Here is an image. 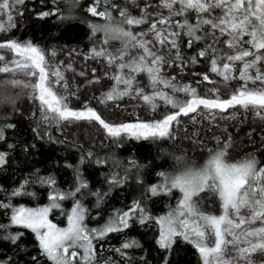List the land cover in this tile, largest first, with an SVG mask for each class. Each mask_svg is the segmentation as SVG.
Segmentation results:
<instances>
[{
  "label": "snow or ice",
  "instance_id": "snow-or-ice-1",
  "mask_svg": "<svg viewBox=\"0 0 264 264\" xmlns=\"http://www.w3.org/2000/svg\"><path fill=\"white\" fill-rule=\"evenodd\" d=\"M63 2L68 14L60 0H52L55 9L38 12L37 19L56 17L69 27L73 22L85 26L92 46L84 59L104 65L101 76L96 68L91 70L87 84L110 82L94 97L98 104L119 109L127 98L153 115L141 119L137 114L117 122L88 101L79 108L71 106L73 97L80 100L66 74L75 72L72 64L58 60L55 48L34 39L13 38L19 30L18 18L25 15L26 0H0V110L8 113L0 122V170L9 165L17 148L8 138L9 130L18 128L13 117L32 120L34 140L50 144L67 143V138H55L51 129L87 128L95 130L102 146L105 140L118 149L148 142L157 148L167 144L175 151H159L140 161L134 155L121 159L88 149L81 152L78 164L65 162L64 167L72 170L67 189L58 185L55 176L41 175L40 169L10 191L0 186L4 193L0 209L8 221L0 223V240L17 254L27 253V230L35 254L27 253L30 258L24 264H134L128 250L143 245L129 233L139 227L154 231L157 264H175L174 255L182 245L195 250L198 264H257L254 257L264 264V0ZM77 9L84 19L73 15ZM113 42L119 47L113 48ZM64 47L69 58L81 54L78 46ZM187 50L194 51L188 55ZM185 72L195 86L181 82ZM78 75L88 76L84 71ZM218 83L231 91L222 94ZM22 96L31 101L34 111L20 106ZM230 109L231 116H225ZM239 113L245 118L232 125L235 132L227 127L219 135L212 131L220 127L218 119L236 121ZM248 114L256 121L248 122L250 130L244 132L251 151L237 143ZM88 135L96 139L91 131ZM74 146L77 151L83 148ZM36 147L35 142L25 143L22 150L29 153ZM86 164L108 169L103 173L106 191L93 190L85 176ZM130 182L140 189L139 198H133L126 209H114L102 223L99 213L91 215L84 203L87 198L94 197L93 206L102 210L112 190L131 187ZM33 185L45 189L47 203L14 205L16 197L40 198V193L29 190ZM65 202H71L70 208ZM150 204L162 205L166 211L157 214ZM90 220L97 226L89 227ZM111 234L125 237L119 247L108 250L118 259L102 255ZM0 264L18 261L8 255ZM136 264L149 261L141 256Z\"/></svg>",
  "mask_w": 264,
  "mask_h": 264
},
{
  "label": "trees",
  "instance_id": "trees-1",
  "mask_svg": "<svg viewBox=\"0 0 264 264\" xmlns=\"http://www.w3.org/2000/svg\"><path fill=\"white\" fill-rule=\"evenodd\" d=\"M86 2V0H85ZM60 7L64 10V14L67 13V6L60 0ZM49 8L55 9V5L52 4V0H26V7L24 9L25 15L20 19L19 30L13 33V38H19L21 40L34 39L36 42L42 46L48 48H55L58 53V60L65 61L68 57V47H77L80 49L83 55L88 52V49L92 46L85 36L86 28L83 24H76L73 22L74 26L69 27L67 22L61 23L56 17H48L45 20L37 19V13L40 11H47ZM73 15H76L79 19H84L83 13L77 9L74 11ZM98 19V18H97ZM113 48H118L119 43L113 42ZM188 55H191L194 50H187ZM74 53L72 56H75ZM197 71H202L200 67L196 68ZM184 83H193V78L187 72L182 74ZM213 79H216L213 76ZM213 87V85H208ZM220 87L221 90L227 94L231 91V88L224 87L222 83L216 85ZM240 119H244V114L239 113ZM3 119H0L2 122ZM18 123V128L15 130H9L8 138L9 142H15L17 144L16 150L12 153L10 163L5 168L0 170V186L5 187L9 191L18 186L19 183L25 179L30 173L34 172L36 169H40V174L47 176L49 174L56 177L58 185L62 189L68 188V181L72 177V170L65 168V162L71 163L73 165L78 164L79 157L82 151H86L83 147L80 151H77V147L74 145H80L76 143H71L67 141L66 144H50L47 142L34 140L33 134L31 132V127L34 126V122L30 119L24 118L21 120L12 119ZM254 121L251 114H248L247 121L241 126V131L237 138V143L239 145L246 144L247 140L244 137V132L249 131L248 122ZM52 134L55 138L64 140L65 138L58 133V130L51 129ZM235 132V131H233ZM35 142L37 147L31 150L29 153H25L22 150V146L25 143ZM170 143V142H169ZM3 145H0V149ZM159 151H175L174 148H169V146L163 145L157 148L155 145H151L148 142H142L139 144L130 143L126 147L118 149L114 145L107 144L94 151L100 156H104L109 153H114L121 159L125 157H130L134 155L140 161H144L146 158L151 159L157 156ZM264 159V157H261ZM159 162V158H158ZM107 168H98L94 164H86L84 166L85 176L90 180L93 190L101 189L102 191L107 190V184L104 183L103 173L106 172ZM152 177H149L151 180ZM131 184V182H130ZM29 190H34L40 193V198L38 200H32L29 197H16L13 198L12 202L14 205L23 204L26 207H36L47 203L46 191L40 188L39 185H33ZM140 197V189L134 184L131 187L125 185L123 188H115L112 190L110 196L106 199V203L102 205V210L96 209L94 204V197L87 198L84 203L89 207L92 216H97L102 223L103 220L107 218L108 215L112 213L114 209H126L127 205L131 204L133 198ZM0 199H4V193H0ZM175 205V200L171 201ZM71 202H65V207L70 208ZM149 207L157 214H163L166 208L161 206L149 205ZM54 222H56L55 216L51 217ZM61 220L63 218L61 217ZM7 218L3 215V210L0 209V223H7ZM59 222V221H58ZM89 227L97 226L96 222L88 221ZM63 225V223H61ZM26 232V237L24 244L27 248V253L35 254L32 247V237L31 234ZM2 234V233H0ZM112 238L106 242V244L119 247L121 240L125 237L119 236L117 234H111ZM129 238L137 239L142 245V249H132L128 250L129 254L133 257V262L139 261L141 256H144L149 261V264H157L159 254L156 251L154 245V231L145 228H134L129 233ZM26 252H20L17 254L16 250L10 246L7 242L0 240V259L5 258L8 255L14 256L18 261V264H24L25 261L29 260V255ZM115 257L113 253L106 255ZM175 264H198V254L190 246H183L177 250L174 255Z\"/></svg>",
  "mask_w": 264,
  "mask_h": 264
},
{
  "label": "rangeland",
  "instance_id": "rangeland-1",
  "mask_svg": "<svg viewBox=\"0 0 264 264\" xmlns=\"http://www.w3.org/2000/svg\"><path fill=\"white\" fill-rule=\"evenodd\" d=\"M154 2H158V0H154ZM18 24H20V19L18 18ZM2 35V34H0ZM223 47V45H221ZM65 61L70 62L72 64L73 71H67V77L69 79V85L72 91H76L77 94L80 97V100L77 101L75 97L71 99V106L75 108H79L82 106L81 102L82 101H88L90 102L91 106L96 107L99 111L102 112L103 116L107 119L110 120H116L117 122H122V121H127V120H132L135 118V115H139L141 119H149L152 117V113L148 111L146 108L143 107H137V102L136 101H128L127 98H125L124 102H121L120 108L119 109H114V108H105L104 106H101L98 104L97 100L94 98L96 96H99L101 91H103L106 87L109 86V81L103 80L101 85H89L87 84V79L88 77L91 76V70L93 68L97 69L96 75L101 76L104 71V65L102 63L93 61V60H85L83 55H75L69 58V56L65 59ZM81 71H84L88 74L87 77H80L78 73ZM170 72L172 70H169ZM175 74V72H173ZM180 79V77H178ZM184 83L183 81H181ZM79 86V87H78ZM201 88L204 87V85L200 86ZM207 87L210 88V86L207 85ZM222 94L226 95L222 90ZM20 106L24 107L25 109L31 107L32 110H35V107L32 105L31 101H28L26 97L21 98L20 100ZM233 110H229L228 113H225V116H231V113ZM115 113V115H113ZM8 114L7 110H0V119H3V117ZM28 116V112L25 111V117ZM13 117L12 119H14ZM187 119V118H183ZM241 120L240 117L237 114L236 121H233L231 119H218L216 123L220 125L219 128H212V131L215 132L216 134H220L222 129L227 127L230 132L235 131V128L232 127V125L236 124L237 121ZM252 123H256V121H250ZM204 126H208V121L205 120ZM191 127L189 126V131H191ZM91 131L93 135L96 136V139H92L90 135H88V132ZM63 132V135L61 134ZM58 133L63 136L64 138H67V141H70L71 143H76V144H82L83 147L88 150L91 149L92 151H97L104 146L100 144V137L98 134L95 133V130H89L87 128L81 129V128H68V129H61L58 130ZM212 135L211 132L208 133L207 138H210ZM258 139V137H257ZM187 142H185L186 144ZM107 144V140L104 141V145ZM93 145H95L93 147ZM241 148L245 149L246 151H251L252 146L249 145L248 143L240 145ZM51 218V217H50ZM56 218V217H55ZM58 222L57 220H55ZM64 226V225H61ZM114 246L108 245L104 243L103 248L105 251L102 253L104 257L106 255L111 254L109 249L113 248ZM254 259H257V264H259L258 258L254 257ZM103 264V261L101 262Z\"/></svg>",
  "mask_w": 264,
  "mask_h": 264
}]
</instances>
